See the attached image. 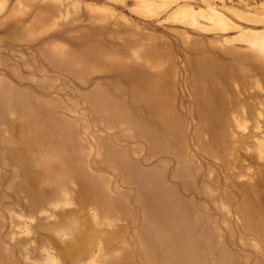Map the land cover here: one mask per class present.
<instances>
[{
	"label": "rangeland",
	"instance_id": "374dc122",
	"mask_svg": "<svg viewBox=\"0 0 264 264\" xmlns=\"http://www.w3.org/2000/svg\"><path fill=\"white\" fill-rule=\"evenodd\" d=\"M153 180L264 264V0H0V264H166Z\"/></svg>",
	"mask_w": 264,
	"mask_h": 264
},
{
	"label": "bare ground",
	"instance_id": "6f19581e",
	"mask_svg": "<svg viewBox=\"0 0 264 264\" xmlns=\"http://www.w3.org/2000/svg\"><path fill=\"white\" fill-rule=\"evenodd\" d=\"M140 98V95L135 96V99ZM144 98L149 100V97ZM151 185L152 189L145 192L144 197L151 204L152 211L159 215L151 214L156 218L155 226L162 235L152 229L146 232L144 244L147 259L160 256L166 264H204L200 257L201 241L192 227L189 212L173 209L176 199L170 192L164 191L159 181L153 180Z\"/></svg>",
	"mask_w": 264,
	"mask_h": 264
}]
</instances>
